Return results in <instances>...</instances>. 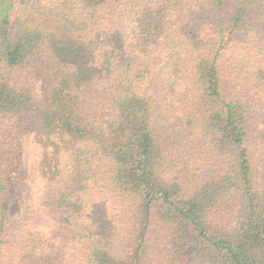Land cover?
I'll return each mask as SVG.
<instances>
[{
    "label": "trees",
    "instance_id": "1",
    "mask_svg": "<svg viewBox=\"0 0 264 264\" xmlns=\"http://www.w3.org/2000/svg\"><path fill=\"white\" fill-rule=\"evenodd\" d=\"M0 264H264V0H0Z\"/></svg>",
    "mask_w": 264,
    "mask_h": 264
}]
</instances>
